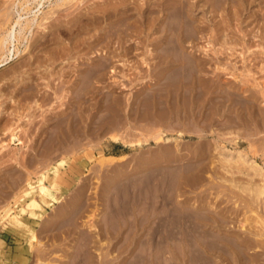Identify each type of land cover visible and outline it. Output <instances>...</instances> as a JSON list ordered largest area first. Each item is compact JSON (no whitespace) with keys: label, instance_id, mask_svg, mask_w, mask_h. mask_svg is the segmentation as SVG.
Listing matches in <instances>:
<instances>
[{"label":"rangeland","instance_id":"1","mask_svg":"<svg viewBox=\"0 0 264 264\" xmlns=\"http://www.w3.org/2000/svg\"><path fill=\"white\" fill-rule=\"evenodd\" d=\"M161 1L19 10L38 15L0 67V264H120L158 215L199 234L185 264H264V191L245 190L264 186V0H184L163 40Z\"/></svg>","mask_w":264,"mask_h":264},{"label":"bare ground","instance_id":"2","mask_svg":"<svg viewBox=\"0 0 264 264\" xmlns=\"http://www.w3.org/2000/svg\"><path fill=\"white\" fill-rule=\"evenodd\" d=\"M16 0H13L10 4V10H6V18L7 21H10L9 28L4 31V34H0V49H2L5 53L2 54V59L0 60V67L6 65L7 63L11 62L12 60L16 59L23 53L20 52L14 45V42L18 40V38L21 36V34L24 32V30H30L32 23L36 21V15L33 14V18H29L27 16H23V13L21 11L31 12L32 10L28 7L29 0H22V2L18 1L15 3ZM64 1H72V0H55L54 6L58 7L61 5V2L64 3ZM248 1V0H247ZM37 4H42L43 0H37ZM162 6H161V14H157L156 16V22L160 25L165 23V28L163 29H157L160 34V40L165 39V33L167 30L171 31V28L174 24L172 23L174 20L177 22L176 25L178 26L177 30L179 33H183L184 31V25L186 23L185 17V7L187 6V1L184 0H178L177 5L170 7L166 0H162ZM67 3V2H66ZM24 4H26L24 6ZM135 4V3H134ZM159 6V5H158ZM53 8V7H52ZM105 8V7H103ZM214 8V7H212ZM100 10V9H99ZM151 10V9H150ZM187 10V9H186ZM120 11V10H119ZM154 11V10H153ZM55 12V10H54ZM54 12H45L43 16L41 17V25L43 23H47L50 21L51 18H53ZM158 13V12H157ZM160 13V12H159ZM27 15V14H26ZM150 15V14H149ZM14 16V19L11 18ZM235 16V15H234ZM155 19V18H154ZM1 20V19H0ZM52 20V19H51ZM213 20V19H212ZM38 22V21H37ZM49 23V22H48ZM110 23V22H109ZM190 23V22H189ZM142 24V23H141ZM199 24V23H198ZM40 25V26H41ZM44 25V24H43ZM42 25V26H43ZM143 25V24H142ZM186 26V25H185ZM45 28V26H43ZM49 26H46V29ZM42 28V30L44 29ZM162 28V27H161ZM45 29V30H46ZM67 31V30H66ZM126 31V30H125ZM138 31V30H137ZM124 32V31H123ZM56 33V32H55ZM82 33V32H81ZM170 33V32H169ZM168 33V34H169ZM167 34V33H166ZM25 35V34H24ZM181 35V34H180ZM121 36V35H120ZM159 37V36H158ZM181 37V36H180ZM228 37V36H227ZM43 38V36H42ZM126 39V38H125ZM132 39V38H131ZM176 39V38H175ZM183 40V38H181ZM180 39V40H181ZM158 40V39H157ZM117 41V40H116ZM164 42V41H163ZM180 42V41H179ZM28 44V43H27ZM166 44V43H165ZM62 46V45H61ZM160 46V45H159ZM153 47V46H152ZM174 47V46H173ZM180 47V46H179ZM182 47V46H181ZM38 48V47H37ZM175 48V47H174ZM178 48V47H177ZM176 48V49H177ZM28 50V49H26ZM180 51V50H179ZM212 51V50H211ZM70 52V51H69ZM152 52V51H151ZM182 52V51H181ZM3 53V52H2ZM78 53V52H77ZM158 53V52H157ZM65 54V53H64ZM152 54V53H151ZM52 55V54H51ZM164 55V54H163ZM147 56V55H146ZM162 56V55H161ZM165 56V55H164ZM184 59V58H183ZM217 59V58H216ZM192 60V59H191ZM190 60V61H191ZM187 62V60L185 61ZM183 63V66L185 64ZM197 62V61H196ZM188 65V64H187ZM198 65V64H197ZM181 66V65H180ZM194 66V65H193ZM199 67V66H198ZM182 68V67H181ZM188 68V67H187ZM180 70V69H179ZM178 70V71H179ZM182 70H188V69H182ZM186 71H180L183 72L182 74H185ZM177 74V72H175ZM179 73V74H180ZM187 73V72H186ZM189 74V73H188ZM175 75V74H174ZM190 75V74H189ZM93 76V75H92ZM176 76V75H175ZM184 81H186V75H183ZM89 77V76H88ZM194 77V76H193ZM180 78V77H179ZM197 80V79H196ZM188 81V80H187ZM183 83V82H182ZM192 84V83H191ZM197 87V86H196ZM184 89V88H183ZM188 92V91H187ZM182 94V93H181ZM79 103V102H78ZM86 113V112H85ZM72 118V117H71ZM232 123V122H231ZM115 125V124H114ZM166 128V127H165ZM210 132V131H209ZM144 133V132H143ZM16 134V133H15ZM146 134V133H145ZM158 134V133H157ZM157 138V137H156ZM159 138V136H158ZM146 139V138H145ZM10 140L14 142L16 140V137L12 134L10 137ZM138 141V140H137ZM58 143V142H57ZM224 153V152H222ZM239 153V152H238ZM242 153V152H241ZM228 154V153H227ZM232 154V153H231ZM228 156H224V161H230V158ZM246 156V154H243ZM240 156L242 158L240 159H247L244 156ZM235 156V155H234ZM239 156V155H238ZM242 160V161H244ZM105 161V159L99 160V164H102ZM112 161V160H111ZM232 161V159H231ZM250 159L246 161L248 165L252 167V163L250 162ZM253 161V160H251ZM226 162V163H227ZM225 163V164H226ZM242 164V163H241ZM245 164V161H244ZM245 164V165H247ZM235 165V164H234ZM256 165V163H255ZM254 165V167H255ZM249 166V167H250ZM258 169H256L260 174H262V169L260 166L256 165ZM246 169V168H245ZM170 171V170H169ZM40 172V171H39ZM179 173V172H178ZM234 173V172H233ZM255 174V173H254ZM264 174V173H263ZM163 179V178H162ZM234 185V184H233ZM192 187V186H191ZM220 188V187H219ZM236 188V187H235ZM244 188V187H243ZM112 190V189H111ZM246 191H249L248 193H254L255 196L259 195V193H262L264 191V186L262 185H251L248 184L245 188ZM172 192V191H171ZM199 194V193H198ZM256 199V198H255ZM237 202V201H236ZM169 205V204H168ZM84 207V206H83ZM159 212V211H158ZM162 213V212H161ZM165 214V213H164ZM57 215V214H56ZM261 217V216H259ZM141 218V217H140ZM143 218V217H142ZM245 218V217H244ZM221 219V218H220ZM244 220V219H243ZM246 220V219H245ZM261 221V220H260ZM179 222V221H178ZM177 223V220L175 218L171 217H165L158 215L154 218H147L146 223L141 225V228L138 230H133L129 233H127L123 239L121 238V245L119 247V253H120V264H174L171 262V260L175 259V264H185V262L188 259L189 254L196 251H203V246L200 243V236L199 234L195 233V231L186 230L184 226L181 230H174V227ZM264 225V224H263ZM182 226V225H181ZM180 226V227H181ZM177 227V228H180ZM118 228V227H117ZM198 228V227H197ZM241 228V227H240ZM88 232V231H87ZM263 234V233H262ZM51 235V234H50ZM91 235L90 233L86 234V244H89L91 241ZM221 235V234H220ZM90 236V237H89ZM235 236V235H234ZM237 237V236H236ZM240 237V236H239ZM69 238V237H68ZM215 241L216 246H219L220 248H223V242L230 243V241L225 239L224 237H220L215 235ZM246 240V239H245ZM79 243V242H78ZM84 243V242H83ZM244 243V242H243ZM205 244V243H204ZM213 244V243H212ZM231 244V243H230ZM248 244V243H247ZM235 245H239L235 242ZM34 246V245H33ZM72 246V245H71ZM212 246V245H211ZM241 246V245H240ZM244 246V245H243ZM249 246V245H248ZM217 248V249H220ZM74 249V248H73ZM223 250V249H222ZM190 252V253H189ZM222 252V251H221ZM196 253V252H195ZM200 253V252H199ZM92 255V254H91ZM193 255V254H192ZM17 259H20L22 255L16 254L15 255ZM199 256V255H198ZM104 258V257H102ZM236 258V257H235ZM16 259V260H17ZM240 259V258H239ZM15 260V261H16ZM69 262V261H68ZM188 262V261H187ZM21 263V262H20ZM44 263V262H42ZM108 264L106 261L104 264ZM17 264V263H16ZM110 264V263H109Z\"/></svg>","mask_w":264,"mask_h":264}]
</instances>
